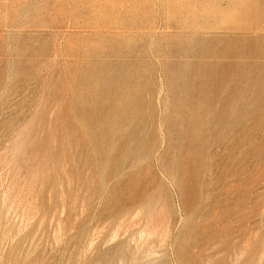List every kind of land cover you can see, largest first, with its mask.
<instances>
[{
    "label": "rangeland",
    "instance_id": "1",
    "mask_svg": "<svg viewBox=\"0 0 264 264\" xmlns=\"http://www.w3.org/2000/svg\"><path fill=\"white\" fill-rule=\"evenodd\" d=\"M0 264H264V0H0Z\"/></svg>",
    "mask_w": 264,
    "mask_h": 264
}]
</instances>
